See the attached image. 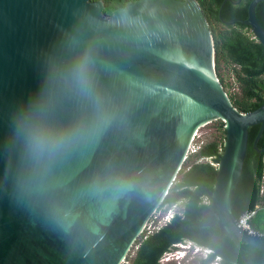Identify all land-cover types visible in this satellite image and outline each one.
Segmentation results:
<instances>
[{"label": "water", "instance_id": "water-1", "mask_svg": "<svg viewBox=\"0 0 264 264\" xmlns=\"http://www.w3.org/2000/svg\"><path fill=\"white\" fill-rule=\"evenodd\" d=\"M261 1L247 18L224 21L250 26L264 45ZM104 8L0 0V264H121L198 130L216 120L226 133L215 184L203 186L210 202L190 225H218L213 242L233 239L245 260L244 244L264 250V236L232 209L254 125L264 151V103L250 112L233 105L203 7Z\"/></svg>", "mask_w": 264, "mask_h": 264}, {"label": "trees", "instance_id": "trees-1", "mask_svg": "<svg viewBox=\"0 0 264 264\" xmlns=\"http://www.w3.org/2000/svg\"><path fill=\"white\" fill-rule=\"evenodd\" d=\"M134 0H104V12L108 15L127 2ZM210 24L215 45V66L217 76L226 89L222 73V64L233 65L237 90L228 93L233 105L242 112H250L264 103V45L255 37L251 27L240 22L227 24L224 20L247 18L248 6L252 0H240L238 3L225 0H198ZM222 7V10H221ZM221 10V16H220ZM256 15L264 27V1L256 6ZM219 138L200 144L190 152L184 161L175 181L159 208L172 206L183 201V208L164 225L155 231L143 233L136 240V254L130 264H160L165 253L176 245L191 241L209 249L199 264H264V250L244 244L246 260L242 257L233 239L224 237L213 242V236L219 235V227L191 226L208 206L210 198L203 186L213 189L220 150H223L225 123L214 121ZM259 125L249 129V143L243 166L241 180L232 199L233 213L239 219L243 214L254 211L248 219L251 229L264 236V151L254 147ZM258 148H264V132L258 141ZM195 158V159H194ZM201 158H212L200 160ZM194 159V160H193ZM206 199L208 202H206Z\"/></svg>", "mask_w": 264, "mask_h": 264}, {"label": "rangeland", "instance_id": "rangeland-1", "mask_svg": "<svg viewBox=\"0 0 264 264\" xmlns=\"http://www.w3.org/2000/svg\"><path fill=\"white\" fill-rule=\"evenodd\" d=\"M221 69L226 83V90L228 92L236 91L237 82H236L235 72L233 71V65L231 64L227 65L223 63ZM215 138H219V133L213 121L209 124H206L205 126L201 127L198 130L190 146L189 151L194 152L199 148L200 144ZM200 160L212 161V158H201ZM212 162L214 164L218 163L214 161ZM206 202H208L207 199ZM182 208H183V201H179L178 203L172 206L165 205L162 208H158L156 212H154L151 218L149 219L144 233L148 234L155 231L156 229H158L160 226L164 225L167 222L168 216L172 218V215L176 213H180L182 211ZM137 245L138 243L137 244L134 243L127 257L121 264H130L131 259L136 254ZM208 252L209 249L205 247L196 245L191 241H185L183 243L176 245V247L172 251L165 253V255L160 261V264H199L201 259L205 258ZM211 264H219V262L215 261Z\"/></svg>", "mask_w": 264, "mask_h": 264}, {"label": "built area", "instance_id": "built-area-1", "mask_svg": "<svg viewBox=\"0 0 264 264\" xmlns=\"http://www.w3.org/2000/svg\"><path fill=\"white\" fill-rule=\"evenodd\" d=\"M220 153H222V149L220 150ZM212 164H214V163L212 162ZM217 164H218V163H217ZM217 164L215 163L214 165L217 166ZM253 214H254V211L247 212V213L243 214V215L238 219V220H239V224L242 225V226H244V227H246V228H248V229H250V231H253V230L251 229V227H250L249 224H248V219H249ZM172 217H173V215H172ZM170 219H171V217L168 216V220H167V221H170ZM253 232H254V231H253Z\"/></svg>", "mask_w": 264, "mask_h": 264}, {"label": "bare ground", "instance_id": "bare-ground-1", "mask_svg": "<svg viewBox=\"0 0 264 264\" xmlns=\"http://www.w3.org/2000/svg\"><path fill=\"white\" fill-rule=\"evenodd\" d=\"M196 136V135H195ZM217 167V166H216Z\"/></svg>", "mask_w": 264, "mask_h": 264}]
</instances>
